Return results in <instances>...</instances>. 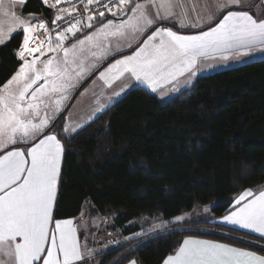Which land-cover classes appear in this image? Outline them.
<instances>
[{
    "label": "snow or ice",
    "instance_id": "1",
    "mask_svg": "<svg viewBox=\"0 0 264 264\" xmlns=\"http://www.w3.org/2000/svg\"><path fill=\"white\" fill-rule=\"evenodd\" d=\"M25 3L0 0V46L23 33L14 51L18 66L0 83V264H90L94 250L81 244L74 221L54 218L64 149L59 134L50 127L63 112L69 90L77 89L99 67L96 63L86 67L85 61L89 56L106 60L120 52L119 45L115 53L110 51V37L137 41L139 34L143 39L132 54L115 59L97 78L109 88L121 78L135 80L155 93L186 73L195 77L202 58L220 55L227 59L232 52L247 55L254 49L264 50V19L229 10L207 31L181 34L160 23L177 17L174 9L183 7L181 0H143L134 5L131 0H63L62 7H58L62 0H43L56 9L52 28H48L46 22L25 19L13 10ZM80 5L82 15L77 14ZM235 6L237 0H215V15ZM106 14L122 19L105 21ZM173 22L181 29L200 26L199 20L189 23L182 13ZM85 28L92 31L77 37ZM40 30L47 39L37 44ZM70 39L75 42L69 45ZM84 127H65V133L75 134ZM230 203L220 223L232 226L230 230H245L241 235L251 232L264 238V191L245 190ZM163 264H264V255L187 238Z\"/></svg>",
    "mask_w": 264,
    "mask_h": 264
},
{
    "label": "trees",
    "instance_id": "2",
    "mask_svg": "<svg viewBox=\"0 0 264 264\" xmlns=\"http://www.w3.org/2000/svg\"><path fill=\"white\" fill-rule=\"evenodd\" d=\"M23 10L45 14L38 0H27ZM21 41L18 33L0 46V83L16 70ZM62 121L51 126L57 133ZM73 137H59L64 157L55 219L77 218L88 201L128 236L139 231L130 223L144 214L168 220L215 203L211 213L221 216L230 197L264 185V58L200 76L165 102L133 89ZM182 228L194 230L108 250L90 264H162L186 237L264 255V239L237 229L205 222Z\"/></svg>",
    "mask_w": 264,
    "mask_h": 264
},
{
    "label": "rangeland",
    "instance_id": "3",
    "mask_svg": "<svg viewBox=\"0 0 264 264\" xmlns=\"http://www.w3.org/2000/svg\"><path fill=\"white\" fill-rule=\"evenodd\" d=\"M89 31L92 30L86 28V30L83 33H79V34L77 33V37H82L83 35L87 34ZM109 39L112 45L110 49L111 52L115 51L117 45L129 47L128 45L129 43H131V41H129L127 38L124 37H110ZM73 42H75V39H70L66 43L70 45ZM130 48H135V47H130ZM92 51H100V50L92 49ZM132 52L125 53L117 57H113L115 55L123 53V52L121 53L118 52L115 55H109L108 59L106 60L103 59V56L100 60H97L95 57H91V56L88 57V59L85 61L86 67H88L89 64L91 63H96L99 65V67L92 70V74L90 76H86L82 84L77 89H75L74 91L69 90L70 91L69 99L64 102L63 105L64 110L63 112L60 113V116H62L63 118L62 121L63 124L61 129L57 130L62 137L69 139L68 138L69 135L74 136L79 132L78 131L75 134L71 132L65 133V127L71 128L73 126H78L79 124H84L85 126L88 125L90 122H92L94 119L99 117L105 110L109 109L111 106L117 103L123 96H125V94H127L129 91L133 89L141 88L147 91L148 93L155 95V97H157L159 101H167L169 98H171V96H175L178 92L190 86L187 85L186 87L178 88L179 86L187 84L184 82H180L178 85H175V83H173L171 88L169 87V84H164L158 88L157 92L153 93L149 88H147L146 85H140L135 80L121 78L117 80L115 83H113L110 88L105 87L103 81L97 78L99 76V73L105 71L109 66V64L114 62L115 59H120L123 55H131ZM48 55H52V54L49 53ZM122 89H126V90L122 91ZM116 92H120L121 94L119 96H116L115 95ZM97 101H99V104L97 103ZM101 105H106L104 110L96 111V109ZM49 114L53 115L54 113L49 111ZM202 207L203 206H195L194 209L189 211L190 214L189 212H186L168 220H162L157 216L148 217V215L145 214L141 215L138 219L134 220L130 224L131 226H137L139 228V231L135 234L136 238L134 237L132 240L125 241L124 243L120 242L118 244H114L113 243L115 242L113 241L114 235L107 236V232H110V230H112L111 227H113L111 226L112 225L111 220L106 217H102L99 213H97L93 209L91 204L88 201H86L83 205V213H82V217L84 218H82L79 222V228L82 233V238H81L82 244H87L89 248L93 246L98 251H100L94 253V256L90 260V262H95V261L97 262L99 255L107 252L108 250H113L125 246H128V248H130L131 250L132 249L131 247L133 246L136 247L137 245L150 241L151 239L158 236L166 235L169 233H178V232L194 230L192 228L184 229L182 228L181 224L178 225L173 223L183 222L185 219H189V217L191 219L194 218V220H196L195 218H199L200 216L197 215L198 214L197 212H200V214H205L202 212L203 211ZM202 217L203 216L201 215V218Z\"/></svg>",
    "mask_w": 264,
    "mask_h": 264
},
{
    "label": "crops",
    "instance_id": "4",
    "mask_svg": "<svg viewBox=\"0 0 264 264\" xmlns=\"http://www.w3.org/2000/svg\"><path fill=\"white\" fill-rule=\"evenodd\" d=\"M38 1L40 2L42 7L44 8L45 14L24 12L23 9H24V5L25 4L22 5V6L17 4V5L14 6L13 10L16 11L18 14H21L25 19L33 18V19H35L38 22H41V21L42 22H46V24H47V26L49 28V26L51 25L55 15H56V11L54 9L46 6L43 3V0H38ZM137 2H143V0H131V3L133 5L135 3H137ZM181 3L183 5L182 8L174 9V11L178 14L177 17H170L169 19H164V20L160 21V23L163 24L164 26L171 27L173 30L178 31L181 34H198L201 31H207L209 28L214 27L216 24H218L219 20L222 19L223 15L227 14V11H229V10L245 11V12H248L249 14H251L257 20L264 19V0H237V6L225 9L222 13L219 14L218 17L215 15V13L217 12V9L214 7L215 0H181ZM181 13L187 17L189 23H195L197 20H199L200 21V26L199 27H185L183 29L179 28L178 23H174L173 20H177L179 18V14H181ZM153 14H155L154 10H153ZM210 16L212 17V22L211 23L209 22V17ZM118 19L119 18H112V19H107V20H118ZM107 20H105V21H107ZM97 26H99V25H97ZM85 30H86V28L84 29V31ZM40 31H42V30H40ZM19 33H21V35L23 37L22 31L19 32ZM140 39H143V37L141 38L139 36V34H137V41L140 40ZM137 41H131V47H135L136 48L138 46V42ZM120 48H121L120 53L121 52H123V53L115 55L113 57H117L119 55H122V54H125V53H129V52H132L133 50H135V48H130V47L121 46V45H120ZM130 49H132V50H130ZM115 52H116V49H115V51L113 53H115ZM227 55H228L227 59H223L220 55H216L215 57H210L208 59H203V58L200 59L198 61V63H197V69H196L197 75L195 77H191L190 74L186 73L185 76L179 77L178 81L174 82L175 85H178L180 82H184V83H187V84L179 86L178 88L186 87L187 85H190L187 88H185V89H188L194 84L195 80L198 77H200V76L211 75V74H214L216 72H220V71L227 70V69H230V68H233V67L241 66V65L247 64L249 62L264 58V50L254 49L253 51L249 52L247 55H240V54H236L234 52L228 53ZM172 85L173 84H169V87L171 88ZM185 89H183V90H185ZM172 97L173 96H171V98ZM160 102H165V101H160ZM51 126L52 125H50V127ZM58 134H59V137H62L60 135V133H58ZM62 138H64V137H62ZM61 143H62V141H61ZM19 147L23 148V147H26V145L20 144ZM63 149H64V147H63ZM63 157H64V152H63V156H62V163H63ZM62 163H61V168H62ZM247 190H252L256 194H259V191H264V185H261V186H258V187L252 188V189H247ZM243 192H240V193L230 197L229 202L233 201L234 198L238 197ZM215 205H216L215 203H212V204L203 206L202 207L203 208L202 212L205 213V214H200V212H197L198 213L197 215H200V216H199V218H195L196 220H194V218L191 219L189 217V219H185L183 222L173 223V224H178V225L181 224L182 225L183 223L188 224V223L205 222L207 224H214V225H219V226H223V227L232 228V226H230V225L220 223V220L222 219V217L224 215H226L228 213V211L230 210V208L232 207V204L230 203V206H229L228 210L223 215L218 216V217L213 216L212 213H211V209ZM54 207H55V204H54ZM194 208H195V206H194ZM205 209H207V211H205ZM199 211H201V210H199ZM82 213H83V210H82L81 214L77 218L72 219L74 221L75 226L78 229V234L80 236L81 244H82V240H81L82 233H81L80 228H79V222H80V220L82 218H84V217H82ZM189 214H190V212H189ZM201 215L203 216L202 218H201ZM113 218H114L113 216L108 218L112 222L111 226H113ZM170 225H172V224H170ZM108 228H110V227H108ZM111 229L112 230H110V232H107V236L114 235V238H113V241H115V242H113L114 244H118L120 242L124 243L125 241L132 240L134 237L136 238L135 234L137 232L134 233V234L128 235V236H124L123 233L121 232V230L116 229L114 227H111ZM196 229H198L199 231L206 232V233H210V232L217 233V231H214L212 228L204 227V226H200V228H196ZM237 230L245 232V230H242V229H237ZM249 234H252V235H255L257 237H260L258 234H255V233L249 232ZM187 238L210 240V241H213V242L224 243V244H227L229 246L236 247L234 245H230V244L225 243V242H220V241H216V240H212V239H208V238L186 237L184 239H187ZM262 239H264V238H262ZM183 240L178 245V247L182 244ZM178 247L175 250H177ZM237 248H240V247H237ZM90 249L94 250V253L100 252L93 246L90 247ZM242 249H244V248H242ZM245 250H248V249H245ZM174 251L171 254H173ZM249 251H251V250H249ZM90 260H91V258H90ZM132 262H135V264H137V262L134 259H130L126 264H132ZM162 264H163V262H162Z\"/></svg>",
    "mask_w": 264,
    "mask_h": 264
},
{
    "label": "built area",
    "instance_id": "5",
    "mask_svg": "<svg viewBox=\"0 0 264 264\" xmlns=\"http://www.w3.org/2000/svg\"><path fill=\"white\" fill-rule=\"evenodd\" d=\"M62 6H65L64 3H63V0H62V4L59 5L58 7H62ZM56 11V9H54ZM77 14H84V9H83V5H80L79 6V12ZM112 18H117V17H113L111 15H107L106 14V17H105V20L106 19H112ZM49 28H52V23L51 25L49 26ZM37 37L38 39L36 40V43L38 44L40 41L42 40H46L47 39V35H46V32H44L43 30L42 31H39L37 34ZM53 39H54V35H53ZM33 46H35V44H33ZM45 49H46V45H45ZM37 55H39V53H37Z\"/></svg>",
    "mask_w": 264,
    "mask_h": 264
}]
</instances>
